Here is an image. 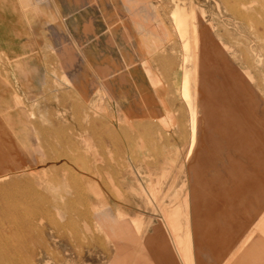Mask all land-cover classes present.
Returning a JSON list of instances; mask_svg holds the SVG:
<instances>
[{
	"label": "rangeland",
	"instance_id": "374dc122",
	"mask_svg": "<svg viewBox=\"0 0 264 264\" xmlns=\"http://www.w3.org/2000/svg\"><path fill=\"white\" fill-rule=\"evenodd\" d=\"M214 93L237 129L211 126ZM251 106L261 122H250ZM263 124L264 0H0V146L18 155L26 143L23 166L51 148L60 170L54 192L43 189L57 202L35 210L30 264H136L165 210L181 208L184 231L192 182L206 194L199 219L211 227L216 212L225 223L234 168H247L248 153L264 159ZM239 198L238 241L214 238L222 248L229 239L227 257L260 220L264 184ZM121 216L140 219L142 235L115 262ZM198 248L211 263L209 247Z\"/></svg>",
	"mask_w": 264,
	"mask_h": 264
},
{
	"label": "bare ground",
	"instance_id": "6f19581e",
	"mask_svg": "<svg viewBox=\"0 0 264 264\" xmlns=\"http://www.w3.org/2000/svg\"><path fill=\"white\" fill-rule=\"evenodd\" d=\"M174 16L177 19V24L186 33V22L189 13L179 8L174 13ZM224 61L223 64H225ZM205 63H207L206 60ZM231 71L229 70L228 72ZM238 77L236 78L238 79ZM240 80L238 79L239 82ZM188 86L185 87L187 94L189 93ZM208 99L210 98L208 97ZM206 103L209 105L208 107L212 114L211 126L215 132L219 133L221 125H226L227 131H230L231 128H236L238 121L234 111L231 107L227 106L226 100L221 95L214 93V99ZM245 113H248L247 116L252 124L254 118L258 122H261L254 111V107L251 106V109ZM43 133H45L43 128L41 129L37 125L34 134L38 140ZM220 133L222 134V132ZM229 136L227 135L228 138H230ZM45 137L48 139L47 134ZM245 138L242 139H244L245 144H248L249 142ZM46 142L48 141L46 140ZM49 143L52 144L53 142ZM19 148L21 152L15 155L10 149L4 151L0 146V264H30V252H28L27 248H32V245L26 242H32L33 244L40 239V227L35 221L38 212L35 210L38 208L39 203H46L48 201V204H52L57 202L58 199L55 196L52 197V194H43V189L54 192L57 186L56 183L58 182L57 172L60 171L58 169L59 166L57 167L56 165L58 161L52 157L51 148H47L45 152L39 153V155L29 154V157H27L29 165L26 166L22 165V161L24 155L26 157L28 154L23 153L24 151L25 153L29 152V148L26 143H22ZM34 149L32 147V150ZM43 156L46 157L42 158ZM6 163L13 165V167L5 168L4 165ZM247 164L246 169L244 164L241 167L236 165L237 167L234 168L235 182H237L235 186L237 197L232 201L231 208L228 207L222 210V213L226 214V217L223 218L226 219L225 223L219 222L217 214H215L216 212L211 214V227H208L199 219L198 212L202 207L206 194L192 182L183 199L189 210L184 231L183 224L179 220L181 208L178 207L172 213L165 210L161 216L159 225L144 240L142 248L145 249V252L138 257L136 264H219L222 260H224L223 264H264V235L261 233V231H264V212L260 220L255 223L254 228L242 240L238 249L230 257L226 256L231 243H236L239 239L238 235L242 233L240 232L237 236V233L235 234L240 221L239 218L236 219L234 216L245 212V208L240 209L239 207V196H242L247 188L253 191L259 186V183L264 184V159L261 160L256 155L248 153ZM244 182H246V185L241 186V183ZM211 196L213 195L211 194ZM207 200L210 201V198H207ZM252 202V198L247 200L248 205ZM80 216L85 217V214L81 212ZM252 218H254L253 215L247 219L243 216L246 225L251 222ZM121 219L127 236H117V246L120 248L119 254L127 251V238L134 245L141 234L140 219L130 220L128 217L122 216ZM82 225L84 231H90L89 225L86 222H83ZM225 235H227V238L230 235H234V238H232L231 243H229V239L225 240L224 238L225 245L227 246L222 248L214 238L226 237ZM204 245L209 247V251L213 256L211 263H207L203 258V248H198ZM119 254H117L114 261H117Z\"/></svg>",
	"mask_w": 264,
	"mask_h": 264
},
{
	"label": "crops",
	"instance_id": "0c3cea01",
	"mask_svg": "<svg viewBox=\"0 0 264 264\" xmlns=\"http://www.w3.org/2000/svg\"><path fill=\"white\" fill-rule=\"evenodd\" d=\"M3 15V14H2ZM141 231H142V229H141ZM142 235V232H141V234H140V236ZM118 247V246H117ZM119 251H120V248H116V254H118L119 253ZM116 262V261H115Z\"/></svg>",
	"mask_w": 264,
	"mask_h": 264
}]
</instances>
